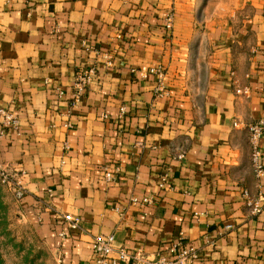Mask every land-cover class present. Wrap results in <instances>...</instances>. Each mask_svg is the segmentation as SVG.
I'll use <instances>...</instances> for the list:
<instances>
[{"label": "crops", "instance_id": "1", "mask_svg": "<svg viewBox=\"0 0 264 264\" xmlns=\"http://www.w3.org/2000/svg\"><path fill=\"white\" fill-rule=\"evenodd\" d=\"M142 67L162 69L163 93ZM0 108L17 118L0 168L21 181V217L58 264H92L97 234L150 259L180 240L195 264H264V210L243 194H264L248 140L264 118V0H0ZM260 147L264 166V133Z\"/></svg>", "mask_w": 264, "mask_h": 264}, {"label": "built area", "instance_id": "2", "mask_svg": "<svg viewBox=\"0 0 264 264\" xmlns=\"http://www.w3.org/2000/svg\"><path fill=\"white\" fill-rule=\"evenodd\" d=\"M172 23V16L168 14L165 18V27L169 29ZM105 62L104 65L107 67L112 66L113 57L110 53L104 54ZM140 72L145 76L146 74H155L161 81L158 83L156 88V93H163L164 86L161 83L163 78V71L161 68H145L142 67ZM95 73V68L93 66L82 68L75 75L71 86V103L75 104L85 93L88 86L90 85L93 75ZM238 93H246L247 88L242 90H237ZM63 95V91L58 89L57 96ZM123 110V108H121ZM105 116V115H104ZM17 118L14 114L8 112L7 110L0 108V134L5 127L16 128ZM3 128V129H2ZM248 140L251 149L252 167L253 172L256 177H262L264 175V166L261 162V147L260 140L264 133V118H260L251 122L248 125ZM103 178L106 182H112L114 180L113 172L109 171L106 166H102ZM7 170V169H5ZM8 171V170H7ZM10 172V171H9ZM166 174H162L160 182L158 183L159 188L165 187L166 184ZM16 195L18 198L22 197L24 194V187L21 181L16 178ZM245 205L250 209L251 214H259L264 210V194H258L256 197L252 198L249 196L248 192L244 191ZM133 202L137 201V198H131ZM153 198L144 197L142 198L143 203H151ZM61 220L63 224L68 229H78L80 227V219L78 216L72 214H62ZM66 233L62 231L60 233L61 237H64ZM114 236L112 234L103 235L97 234L91 238V248L93 253L92 264H195L198 258V252L196 249L183 246L180 240H177L172 244L169 251L171 256H155L154 258H148L146 254L142 251H130L123 247L114 248L113 246Z\"/></svg>", "mask_w": 264, "mask_h": 264}, {"label": "rangeland", "instance_id": "3", "mask_svg": "<svg viewBox=\"0 0 264 264\" xmlns=\"http://www.w3.org/2000/svg\"><path fill=\"white\" fill-rule=\"evenodd\" d=\"M16 176L0 168V264H58L56 255L21 217Z\"/></svg>", "mask_w": 264, "mask_h": 264}]
</instances>
